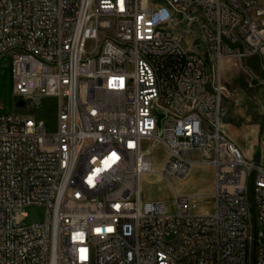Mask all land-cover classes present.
<instances>
[{
  "label": "built area",
  "instance_id": "obj_1",
  "mask_svg": "<svg viewBox=\"0 0 264 264\" xmlns=\"http://www.w3.org/2000/svg\"><path fill=\"white\" fill-rule=\"evenodd\" d=\"M4 58L27 114L0 115V264H264V121L247 159L222 85L225 60L264 72V0H0ZM45 98L53 133L29 115ZM144 143L170 184L214 169L210 213L143 201Z\"/></svg>",
  "mask_w": 264,
  "mask_h": 264
},
{
  "label": "rangeland",
  "instance_id": "obj_2",
  "mask_svg": "<svg viewBox=\"0 0 264 264\" xmlns=\"http://www.w3.org/2000/svg\"><path fill=\"white\" fill-rule=\"evenodd\" d=\"M227 70L222 69V85L226 97L224 99V123L231 126L240 125L252 116L260 118V125L264 121V72L257 58L248 59L245 69L233 67L228 60ZM248 68V69H247ZM226 70V71H225ZM13 67L11 58L0 60V115L17 113L27 114V111L18 106L14 93ZM57 105L55 98H45L41 104L29 112L36 121H44L49 133L56 131ZM261 116V117H260ZM144 150H150L154 167L159 172L166 160L167 153L161 146L144 143ZM197 159V156H194ZM149 176L148 180H144ZM159 180V181H158ZM154 174L143 177L141 188L144 202H166L168 212L175 213L174 198L184 196L197 203L198 212L211 211V195L213 194V176L204 166L195 165L185 179H175L172 184ZM175 187V190L173 187ZM175 192V193H174ZM25 224L40 223L45 220V210L38 207L26 209ZM252 215V213H251ZM261 243L264 244V229L260 231ZM249 264H254L253 255Z\"/></svg>",
  "mask_w": 264,
  "mask_h": 264
},
{
  "label": "crops",
  "instance_id": "obj_3",
  "mask_svg": "<svg viewBox=\"0 0 264 264\" xmlns=\"http://www.w3.org/2000/svg\"><path fill=\"white\" fill-rule=\"evenodd\" d=\"M228 63V60L224 61L223 68L226 70L229 66ZM260 121V118L252 116L250 119L244 120L242 124L237 126H231L229 122L224 123L223 129L225 134L247 159H255L257 157L259 150ZM204 168H206L210 172L211 176H213L214 191V169L212 167ZM201 213L207 214L210 212L201 211Z\"/></svg>",
  "mask_w": 264,
  "mask_h": 264
},
{
  "label": "bare ground",
  "instance_id": "obj_4",
  "mask_svg": "<svg viewBox=\"0 0 264 264\" xmlns=\"http://www.w3.org/2000/svg\"><path fill=\"white\" fill-rule=\"evenodd\" d=\"M151 174H154V176L156 177V179L158 180V176H159V174H158V172L156 171V169L153 171V173H151ZM149 179V176L148 177H146L145 178V180H148ZM143 180V179H142ZM159 181V180H158ZM141 184H142V182H141ZM173 189L175 190V187L173 186Z\"/></svg>",
  "mask_w": 264,
  "mask_h": 264
},
{
  "label": "water",
  "instance_id": "obj_5",
  "mask_svg": "<svg viewBox=\"0 0 264 264\" xmlns=\"http://www.w3.org/2000/svg\"><path fill=\"white\" fill-rule=\"evenodd\" d=\"M22 106H23V104H22V103H20V104H19V107H22Z\"/></svg>",
  "mask_w": 264,
  "mask_h": 264
}]
</instances>
